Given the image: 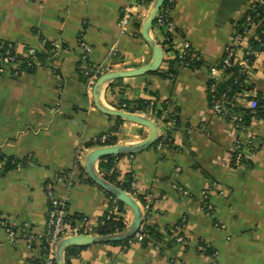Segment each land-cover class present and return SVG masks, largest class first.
<instances>
[{
  "label": "crops",
  "instance_id": "1",
  "mask_svg": "<svg viewBox=\"0 0 264 264\" xmlns=\"http://www.w3.org/2000/svg\"><path fill=\"white\" fill-rule=\"evenodd\" d=\"M135 2L0 0V41L36 59L16 76L0 75V154L20 162L29 159L22 168L0 169V221L26 226L35 238L28 241L17 232V241L11 242L0 226V264L41 259L49 211L45 187L59 176L65 181L57 193L67 197L68 216L97 225L106 215L110 196L77 167L79 146L109 134L120 145L149 136L144 126L100 112L95 85L89 88L83 74L97 66L129 71L152 62L153 49L142 35L145 17L133 16L124 33L119 26ZM253 2L178 0L171 13L177 40L190 45L201 66L176 67L169 78L156 72L120 78L106 83L99 98L103 106L118 110L117 105L157 94L160 104L168 100L169 110L179 112L181 126L172 130L167 150L153 145L122 154L114 164L120 180L128 174L135 178V195L150 205V212L143 211V225L163 234L177 228L189 245L168 248L165 241L151 238L95 244L80 250L71 264H264V120L253 119L245 131L238 130L233 121L215 114L208 100L209 72L224 57L236 24ZM151 36L164 51L159 70L167 71L176 51L170 52L161 30L153 27ZM113 47L117 51L111 56ZM41 54L46 55L43 61ZM249 84L255 88L252 95L264 93V52L252 67ZM152 119L161 134L163 124ZM236 145L243 157L239 165L233 163ZM207 205L213 207L211 215L205 212ZM132 220L128 208L126 225Z\"/></svg>",
  "mask_w": 264,
  "mask_h": 264
},
{
  "label": "built area",
  "instance_id": "2",
  "mask_svg": "<svg viewBox=\"0 0 264 264\" xmlns=\"http://www.w3.org/2000/svg\"><path fill=\"white\" fill-rule=\"evenodd\" d=\"M168 1L172 5V8L168 7L162 15L161 9L157 15L153 27H164V32L168 36L166 38L170 41V43H168L170 52L177 51L176 54H172L170 56L172 57L174 55V57L179 60L181 68L191 69L189 66V58L191 52L190 45L188 43L179 42L177 40L176 27L171 18L173 7L178 0ZM153 2L154 0L152 2H150L149 0H136L134 4L126 8L119 24L121 31L124 33L127 30L129 22L133 16L146 17ZM256 4H264V0H254L249 11L254 10ZM256 18L257 20L253 19L250 14L247 13L241 20V22H244H238L236 24L231 36L230 44L226 48L225 55L221 64L219 66L212 67L209 72L208 93L210 97V107L215 114L226 117L231 111V108L235 107V100H240L241 97H247L254 93V91H245L239 86L238 88L236 86L235 92H233L232 88L222 90L221 84L225 81L232 80L231 83L234 85H249V78L252 73V67L257 58L264 52L263 50H260L264 47V42L261 41L258 33V30L264 21V12L257 13ZM166 38L164 37V39ZM254 42L258 43L257 49H254L252 47V44ZM82 45V47L84 49L86 48V50L89 52L88 47L84 46V44ZM116 51L117 49L113 47L110 55H116ZM251 55L255 57V61L253 62L248 59V57ZM35 61L36 59L32 58L31 54H19L15 50V46H13V44L0 41V75H3L6 72H12L16 76L19 74L23 66H32ZM108 71L109 67L105 68L104 66H97L90 71L84 70L83 74L87 79L88 87L93 88L98 79ZM241 76H246V78L241 80ZM231 92H233L234 97L230 96ZM242 102L246 103L247 101L242 100ZM135 106L136 105L134 104V102H131V104L123 103L121 105L115 106L114 109L133 114H141L153 118L151 115V109H149L147 113L140 111L132 112L129 110V108ZM230 120L234 122L238 130L245 131L247 129L241 125L240 122L242 120V117H240L239 115H233ZM175 122V118H173L168 123H165L163 125V132H161L160 134L158 140L159 143L157 145V149L160 152L167 150L169 144L172 142L171 132L173 129H175ZM110 137H112V134L104 135L96 139L95 142L106 143V141H108ZM238 150L239 147L237 145L232 149V152H235V155H233V163L237 165H239L243 159L241 153H236ZM88 152L89 148L84 145H81L76 149L75 163L77 167H83ZM28 162L29 159L25 160V162H16V167L22 168ZM3 164L4 162H0V169ZM114 171L115 164L110 172L112 173ZM64 181L65 178L59 176L55 181L48 183L45 187V192L49 201V211L46 223V233L44 234L42 243V257L37 261L36 264H56V246L58 242L64 238L79 235H105L102 234V229L105 225V222L112 216H117L119 212V201L112 196L110 197L111 207L108 209L106 215L100 220L97 225H91L84 220H78L68 216L67 197H60L57 193V185L61 184ZM134 184L135 183H133V186ZM215 186L216 184L213 183L211 185V190ZM203 197L205 200H207L210 196L207 192H205ZM142 211L146 213L150 212V205L148 202L147 204L142 206ZM212 211V205H207L205 208V212L207 213V215H211ZM0 226L5 228L11 242L17 241V232H20L21 235L28 241H33L35 239L33 233L28 232L26 226L23 228H16L15 225L11 224L7 220H1ZM148 238V231L142 224L139 231L131 240L136 239L139 242H144ZM170 240H173L174 244L189 245V241L182 235L173 234L170 236ZM200 249L204 250V247L200 246ZM216 256L217 253L214 252L212 254V257L216 259ZM214 264L217 263L214 262Z\"/></svg>",
  "mask_w": 264,
  "mask_h": 264
},
{
  "label": "trees",
  "instance_id": "3",
  "mask_svg": "<svg viewBox=\"0 0 264 264\" xmlns=\"http://www.w3.org/2000/svg\"><path fill=\"white\" fill-rule=\"evenodd\" d=\"M149 1L152 2L153 0H149ZM168 7L172 8V5L167 0L162 7L161 15L164 14V12L167 10ZM262 12H264V4H256L254 10L248 11L247 13H249L253 19L257 20L256 14L262 13ZM243 22H241V23H243ZM154 29L159 30V31L161 30L162 32H164L163 26L158 27V28L154 27ZM258 33H259V37H260L261 41L264 42V21H263V24L261 25V27L259 28ZM164 34H165V32H164ZM166 37H168V36L165 34V38ZM164 42H165V44L170 43V41L167 38L164 39ZM252 47L254 49H257L258 43L254 42L252 44ZM260 50L264 51V47L261 48ZM176 53H177V51H176ZM45 57H46L45 54L44 55L41 54L39 57V60L43 61L45 59ZM171 58H173V57H171ZM223 58H222V60H223ZM248 59H250L252 62L255 61V57L253 55L249 56ZM222 60L216 66H219L221 64ZM201 61H200V58H198L197 56H194V54L191 50L190 58H189L190 68L196 69V68L200 67L202 64ZM177 64L180 67V62L177 58L171 59L169 61V64H168V70L167 71L159 70L156 72V74L161 75L165 78H169L175 74ZM234 70H236V69H234ZM244 78H246V76H241L240 79L243 80ZM231 82H232V80L223 82L221 84L222 90H227L228 88H232L233 92H235L236 86H237V88L239 86L240 88L244 89L245 91H249V92L254 91L255 92V88L251 84L244 86V85H234ZM208 85H209V83H208ZM233 92L230 93L231 97H234ZM208 100L210 103L209 93H208ZM242 100H245L247 102L243 103ZM159 101H160V98L157 97V94H155V95H153V97H151L150 99H147V100L146 99H139V100L133 101L136 106L129 108V110L132 112L140 111V112L147 113V111L149 109H151L152 110L151 115L153 118H155L157 120V122L162 123L164 125L165 123H168L171 119L175 118V121H176L175 122V128L180 127L181 121H180L179 112L177 111V109L175 108L173 110H169L172 103L168 100L162 101L161 104L159 103ZM128 103L131 104V102H128ZM151 103H153V104H151ZM233 115H239L240 117H242V120L240 123L245 128H248L251 125V122L253 119L264 120V93L263 92H257L255 95L251 94L250 96H247V97H245V96L241 97L240 100H235V107L231 108V111L229 112V114L225 118L230 121V119L232 118ZM118 120L121 122L123 121L121 119H118ZM111 132H116V130L113 129V130H111ZM158 143H159V141H157L154 144V146H157ZM115 144H117V139L112 136L109 138L108 141H106V143L88 142L87 147L93 148L96 146H109V145H115ZM172 144H173V142H171L169 144V146ZM121 156H123V155L108 156V157H105L104 159H102L100 161L99 169H100L101 173L104 174L103 175L104 179L115 184L117 187L126 191L127 193L135 196L136 200L139 203H141L142 205L147 204V201L145 200V198L143 196L135 195L136 192H135V188L133 186V183H135V178L132 175L128 174L125 176V178L123 180H120L118 177L119 175L116 171H114L112 173L110 172L111 169L114 167L115 158H118ZM4 158H6V159L4 160ZM0 162H4L3 169H4V171H7V170H11L14 167H16V162H20V161H17L13 158L4 157L0 154ZM83 169L84 168L81 167L82 172H83ZM107 195L112 197V195L109 193H107ZM118 206H119V212H118L117 216H112L109 220H107L105 222V225L102 229V234H112V233L122 232L127 227L126 222H125V217L127 215L128 208L120 202H118ZM110 207H111V204H110ZM176 229L177 228H175L174 230L168 229L165 232L166 234H163L158 229L151 228L148 226L146 227V230L148 231V237L149 238L154 239L157 243H160V242L165 243L166 242V245L168 248L171 247L172 245H174V243H173V240H168L167 237L171 236L173 234H178L175 231ZM180 235L183 236L182 233H180ZM149 238L147 240H149ZM165 238H167V239L165 240ZM128 241L129 240L124 241V242H119V243L120 244H127ZM146 241H144V242H146ZM85 248L86 247H71V248H69L65 253L66 264H71V258L74 255L78 254V252L80 250L85 249Z\"/></svg>",
  "mask_w": 264,
  "mask_h": 264
},
{
  "label": "water",
  "instance_id": "4",
  "mask_svg": "<svg viewBox=\"0 0 264 264\" xmlns=\"http://www.w3.org/2000/svg\"><path fill=\"white\" fill-rule=\"evenodd\" d=\"M165 2L166 0H154L142 26V35L144 39L150 44L154 52L152 62L136 70H117L113 72H107L98 79L93 90L95 105L100 112L108 116H114L127 122L144 126L149 129V136L145 140L137 144H117L112 146L99 147L92 150L87 154L83 165L87 176L95 184L100 186L103 190L111 194L120 203L124 204L131 210L133 214V220L122 232L105 235H79L60 240L56 246V264H66L65 253L71 247H87L95 244L124 242L127 240H131L143 224L144 213L139 202L131 194L120 189L115 184L105 180L99 173V164L102 159L108 156L135 154L152 147L159 140V128L152 118L141 114L125 112L122 110L109 109L100 103L99 98L103 91L104 85L108 82L120 78H130L145 75L147 73H155L160 69L164 60V51L163 48L158 45L151 36V30L153 28L157 15L162 9ZM176 67L179 68V65L177 64ZM84 87L87 88V85H85Z\"/></svg>",
  "mask_w": 264,
  "mask_h": 264
}]
</instances>
